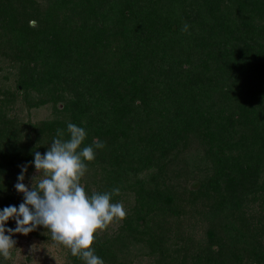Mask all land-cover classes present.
Returning a JSON list of instances; mask_svg holds the SVG:
<instances>
[{"label": "trees", "instance_id": "obj_1", "mask_svg": "<svg viewBox=\"0 0 264 264\" xmlns=\"http://www.w3.org/2000/svg\"><path fill=\"white\" fill-rule=\"evenodd\" d=\"M0 26V44L28 54L22 87L51 83L68 94L70 121H51L49 130H67L80 151L97 149L112 183L137 178L136 221L177 206L167 188L147 191L144 183L151 172L155 185L171 180L169 167L194 139L210 167L189 191L220 192L222 210L264 188V0H0ZM0 135V175L39 163L34 143L3 129ZM40 206L0 184V217L37 220ZM132 219L128 236L139 231ZM124 231L116 244H125ZM108 244L85 242L72 257L109 264Z\"/></svg>", "mask_w": 264, "mask_h": 264}, {"label": "rangeland", "instance_id": "obj_2", "mask_svg": "<svg viewBox=\"0 0 264 264\" xmlns=\"http://www.w3.org/2000/svg\"><path fill=\"white\" fill-rule=\"evenodd\" d=\"M31 1L26 0L29 5ZM27 55L24 47L13 42L0 44V131L34 143L31 154L39 163L32 160L14 166L0 175V184L16 197L41 200V215L37 220L27 214L0 217V264H80L72 257L78 246L102 239L109 243V264H257L255 255L264 257V188L250 190L238 207L226 203L222 210L220 192L189 191L190 182L205 175V160H200L205 147L197 139L169 167L171 180L164 181L155 170L163 178L159 185L150 180L152 172L144 183L147 191L167 188L179 197L177 206L148 212L145 220L136 221L137 178L127 175L112 183L96 158L97 149L80 151L67 130L62 135L60 130H49L51 121H70L65 109L68 94L54 90L51 83L23 88ZM146 173L141 176L147 178ZM263 179L264 154L260 183ZM131 217L139 231L128 236L130 232L123 229ZM123 231L125 244L118 245L115 235Z\"/></svg>", "mask_w": 264, "mask_h": 264}]
</instances>
